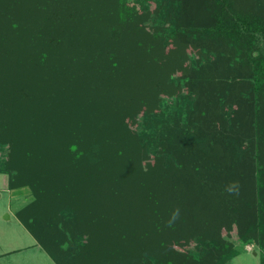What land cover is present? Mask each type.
<instances>
[{
  "label": "trees",
  "instance_id": "obj_1",
  "mask_svg": "<svg viewBox=\"0 0 264 264\" xmlns=\"http://www.w3.org/2000/svg\"><path fill=\"white\" fill-rule=\"evenodd\" d=\"M70 1L0 0V173L34 198L18 222L54 264H226L238 251L216 227L232 223L264 247V110L248 102L264 89V14L244 0ZM182 55L191 86L155 149L170 160L149 171L124 108L158 104ZM220 67L249 89L223 93L232 83L212 79L221 88L201 91L194 75ZM199 236L209 240L194 258Z\"/></svg>",
  "mask_w": 264,
  "mask_h": 264
},
{
  "label": "rangeland",
  "instance_id": "obj_2",
  "mask_svg": "<svg viewBox=\"0 0 264 264\" xmlns=\"http://www.w3.org/2000/svg\"><path fill=\"white\" fill-rule=\"evenodd\" d=\"M244 1H249V5L251 7L260 10V12L264 14V0ZM27 2H29V0H27ZM70 3L72 5H76V0L70 1ZM146 18L147 13L142 14L138 21H144L146 20ZM227 50L228 49L225 50V54H228L226 53ZM165 55L168 56V53L166 52ZM187 59L188 58L182 55L178 61L180 64H177V66L175 67V69H178L181 65V72L178 73H180V75H187L186 79L180 77V75H173L172 77V75L170 74L171 78L170 76H165L163 80V88L159 92L160 102H158V104L156 103V99L149 100L146 104H140L137 101H132L124 108L125 113L123 114L122 127L128 134H130L129 137L132 139L131 141L135 145V147H137V140L139 136V140L141 141L143 147L148 150L150 158L148 157L145 161H142V165L144 169H147L149 171H159L164 165H167L169 163L170 157L168 155H161L159 154L160 152L155 154V149L158 148V145L161 143L160 138L161 136H163V128L165 127V123L166 125H168L169 123L167 114L176 109L175 105H182V103L184 102L183 98L180 99V92L183 91L182 87L186 86L188 88L191 86L190 77L188 76V73L190 71L189 68L191 66L189 67V62ZM219 69L220 70L218 71L220 72L216 73L215 71H213V76L211 77H208L205 74H198V76L197 74L194 75L202 81L201 85L203 87L200 86L201 91L207 93L208 91L212 90V88H221L220 85L219 87L217 84H215L216 82L213 83L212 79L221 83H232V85L230 86H222L224 90L223 93L228 92V90L237 93L238 88L241 91H244L248 88L246 84L239 85L238 87L235 85L237 80V77L234 76L235 73H226L225 71H222L221 67ZM190 75L192 76V74ZM205 76L207 79L212 81L210 86L206 84V80L204 79ZM204 82L205 84H203ZM171 85L175 88L173 89L172 95H169L167 93L168 90H166L165 87H171ZM213 92L217 94L219 93V90L216 89ZM223 93L222 95H224ZM258 96L251 98L250 100H248V102L255 103L254 111L261 112V109L264 110V89L258 94ZM132 99H136V96H133ZM201 101L204 102L203 99ZM250 106L252 105H242L240 108L238 107V109H236L237 107L235 106V109L233 110H240L243 113V117L245 118L246 114L248 115L252 111L253 107L247 110ZM217 111L220 113V115H223V107L219 108ZM217 111H212V118H215L217 116L215 114V112ZM142 112H151V114L145 119L142 129L141 126L137 128V126L135 125L134 130V121L136 119L135 117L137 114ZM229 113H224L225 118L228 119ZM137 121H139L140 123L141 118H137ZM140 129L141 131H139V134H137L136 132ZM33 199L34 198L32 196V191L28 186L9 189L7 175L0 173V264H54L45 252L42 251L41 254L38 255L39 258H37L36 256L32 255L31 248L29 250L28 248H25L27 244L32 243L30 240L31 238L29 236V233L23 230L22 226L17 221V218L13 216V212L15 210L18 211L24 206L31 204L33 202ZM68 209L69 208L67 207L61 211L64 219L73 217L72 213L70 212L72 210L69 209V211ZM6 215H9L8 218L6 217ZM216 228L219 229L218 239L220 238L224 240L228 244V246H230V248L238 251V254L227 261L226 264H259L261 257H264V247L255 244V242L253 241L243 243L238 238L237 225L234 223H232L229 228H225V226H219ZM192 232L199 233L200 229H195L194 231L192 230ZM202 234L206 233L203 232ZM172 240L171 243L177 242L176 239H174L173 241ZM208 240V236H199V238H197L196 240L192 239V242H194L197 246V251L192 248L193 245L187 246V248L194 258L197 257L198 252L201 255L204 253V244Z\"/></svg>",
  "mask_w": 264,
  "mask_h": 264
},
{
  "label": "crops",
  "instance_id": "obj_3",
  "mask_svg": "<svg viewBox=\"0 0 264 264\" xmlns=\"http://www.w3.org/2000/svg\"><path fill=\"white\" fill-rule=\"evenodd\" d=\"M16 211L17 210H15L14 212H13V216L16 218V216H15V213H16ZM8 216L9 215H6V217L8 218ZM18 221V220H17ZM20 224V223H19ZM21 225V224H20ZM22 226V225H21ZM22 228H23V230H25L24 229V227L22 226ZM25 232H27L26 230H25ZM28 234V233H27ZM29 236H30V240H31V244H27L26 246H25V248H28V250L31 248V252H32V255H34V256H36L37 258H39V254H41V252L43 251L39 246H38V244H36V242H35V240H34V238L29 234ZM44 252V251H43ZM34 256H33V258H34Z\"/></svg>",
  "mask_w": 264,
  "mask_h": 264
},
{
  "label": "clouds",
  "instance_id": "obj_4",
  "mask_svg": "<svg viewBox=\"0 0 264 264\" xmlns=\"http://www.w3.org/2000/svg\"><path fill=\"white\" fill-rule=\"evenodd\" d=\"M238 189V184L236 182H233L228 188L227 191L229 192H235ZM179 216V209H176L173 214H172V221H174L175 219H177Z\"/></svg>",
  "mask_w": 264,
  "mask_h": 264
}]
</instances>
